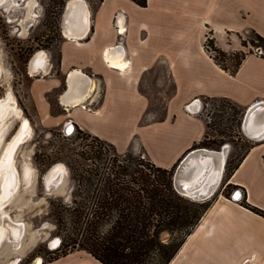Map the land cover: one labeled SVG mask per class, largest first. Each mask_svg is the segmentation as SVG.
Segmentation results:
<instances>
[{"label":"crops","instance_id":"crops-1","mask_svg":"<svg viewBox=\"0 0 264 264\" xmlns=\"http://www.w3.org/2000/svg\"><path fill=\"white\" fill-rule=\"evenodd\" d=\"M78 1L68 17L74 23V15H79L77 32L85 24L83 34L64 37V8L58 76L51 70L31 80L29 94L39 122L60 127L69 119L72 127L125 152L141 144L155 165L168 169L206 135L203 97L225 98L245 113L250 110L246 131H240L252 147L233 163L236 167L228 178L226 166L231 159L225 142L210 159L218 175L212 184H203L209 190L203 200H215L168 264H264V218L242 204L264 211V57L247 52L230 75L214 63L203 45L207 30L225 52L242 50L239 36L244 33L254 31L264 37V0H147L143 8L129 0H102L95 12L85 0ZM129 8L139 15L128 14ZM118 48L123 49L122 56ZM45 63L40 56L34 71ZM156 66L164 67L174 92L165 102L163 121L140 125L147 108L139 94L142 77ZM69 78L72 89H67ZM69 91L79 92L73 95L80 97L79 104L62 102ZM52 93L62 114L52 113ZM144 133L152 140L141 141ZM226 186L240 194L227 198ZM41 264L102 263L86 251L74 250Z\"/></svg>","mask_w":264,"mask_h":264},{"label":"rangeland","instance_id":"rangeland-1","mask_svg":"<svg viewBox=\"0 0 264 264\" xmlns=\"http://www.w3.org/2000/svg\"><path fill=\"white\" fill-rule=\"evenodd\" d=\"M67 1L70 0H55V2L52 0H4L0 4V99L8 94L11 95L21 111V116L8 117L7 127L5 119L0 129L2 131L5 126L0 142V156L19 131L22 119H26L30 127V133L19 145L14 155L18 179L17 188L0 209V228L5 234L0 243V264H12L13 261H16L14 264H34L36 258L40 259L41 264L55 256L53 252L62 247L66 231L62 225L57 224L52 215V204L61 201L64 204L70 202L72 190L70 167H78L79 163H85L77 155L81 151L82 144L87 143L80 138L82 135L74 127L69 134L64 133L65 123H62L60 127L43 126L36 117L29 94L33 76L40 77L51 70L55 74L58 73V44L61 41L60 18L62 6L64 2L68 4ZM85 1L91 8L97 4V0ZM135 12V9L133 11L128 9L130 15H134ZM136 14L139 15L137 12ZM205 35L207 36H205L203 45L207 48L206 37H210L208 30ZM239 40L240 45L244 43L241 49L245 53H262L261 48L252 45V43L255 45L259 43L255 41L250 32L240 35ZM40 52H43L46 67L33 72L31 62ZM48 65H50V70ZM225 65L230 66V62L225 61ZM186 90L190 91V87ZM36 91L40 92L41 87L38 86ZM173 92V83L166 76L163 66H156L145 74L142 77L139 94L146 99L147 108L140 125L163 121L165 102ZM49 102L53 114H62L54 103L53 93L49 96ZM200 103L201 113L207 122L210 121L211 126L218 122L217 115H222L220 127L230 128L223 136L216 132L218 128L214 126L207 129L204 141L208 146L204 148L218 151L227 145L226 155L231 159L228 163L233 165L251 145V140L242 132L240 133L235 122H230L233 111L228 105H224L219 99H201ZM72 104L74 103H68L69 106ZM186 106L185 109H187ZM236 119H239V115ZM64 122H69V119H65ZM218 139L224 140L225 144L220 146ZM140 140L147 143L152 140V137L144 133L140 136ZM215 142L218 143L217 146L213 144ZM118 152L124 153L125 151L119 149ZM127 152L148 157L141 144L138 148ZM192 152L186 154L181 162ZM194 158L190 160L199 161L197 157ZM209 161L210 159L203 164L204 166H200L201 169L196 170L195 176L190 175L184 180L192 184L190 190L204 188V183L210 185L217 177L218 173H215ZM56 166L64 169V171L57 170L58 173L62 172V175L57 177L58 174H56L48 181L46 179L48 173ZM223 191L227 198H234L236 193L240 194L239 190L231 186H226ZM204 192H206L205 188ZM55 239L58 241L57 244L50 247Z\"/></svg>","mask_w":264,"mask_h":264},{"label":"trees","instance_id":"trees-1","mask_svg":"<svg viewBox=\"0 0 264 264\" xmlns=\"http://www.w3.org/2000/svg\"><path fill=\"white\" fill-rule=\"evenodd\" d=\"M129 1L142 8L147 5V0ZM101 2L97 0L96 6L91 8L92 12ZM65 3H61V13ZM250 33L259 43L252 45L261 48L264 57V37L254 31ZM209 34L205 50L219 68L230 75L235 74L248 53L242 50L225 52L216 46L212 32ZM241 46L244 47V43ZM225 61H229L230 66H226ZM219 100L232 109L229 121L235 122L240 131L244 109L228 99ZM238 115L239 119H236ZM221 116L217 115L218 122L212 126L210 121L207 122L206 127L218 128L216 132L223 136L230 128L220 127ZM74 129L87 142L82 144L80 153H77L85 163L70 167V202L52 204V215L57 224L65 228L66 235L62 247L57 248L53 252L55 256L47 261L74 250H83L102 264H168L215 200L212 197L193 201L180 195L173 183L175 169L184 156L208 146L204 141L205 136L166 169L155 165L147 156L132 152L120 153L111 143L78 127ZM218 141L222 146L224 140ZM213 144L218 145L216 142ZM251 147L252 143L245 152ZM235 167L234 164H227L226 178ZM242 204L264 218L263 210L244 201Z\"/></svg>","mask_w":264,"mask_h":264},{"label":"bare ground","instance_id":"bare-ground-1","mask_svg":"<svg viewBox=\"0 0 264 264\" xmlns=\"http://www.w3.org/2000/svg\"><path fill=\"white\" fill-rule=\"evenodd\" d=\"M80 3H81V1L71 0L67 4V12H66L67 14L63 18L64 37H66V38H70L71 37V34H73V33H75V36H76L78 33L80 35H82L83 32H84V25H83V28H82L83 30H80L79 32H77V30H78L77 29V24H78V16L79 15H77V14L74 15V18H75V22L74 23H69V22H73V21H69V17H68V15H69L68 13L70 11H71L70 14L73 13V9H74L73 7L75 5L80 4ZM83 19H84V21H86L85 20L86 19V16H85V18L83 17ZM73 29H74V31H73ZM120 32H121V30H120ZM122 52H123V49L122 48H118L117 49V53H119L121 56H122ZM40 56L43 57L44 55L42 54ZM109 60H111V58L109 57V54H108V61ZM40 61H41V58L39 59L38 65L39 66H42L43 62H40ZM111 65H117L118 67H124L123 64H113L112 63ZM73 78L76 79V77H73ZM71 82H72V80L69 78V80H68V88L71 87V85H70ZM72 87H71V89H72ZM84 89H86V88H84ZM65 93H64L63 98H62V102L63 103H65L67 105H68V103H74V104L80 103V97H76L75 98V96H73V95L79 94V92H70L69 91V93H67V92H65ZM2 99H4V100H0V129L3 127V123L5 122L6 116H7V114L9 112L14 111L17 116H21V111H19L18 107L16 106L15 101H12L10 98H7L6 99V96L4 98H2ZM194 106H192V108ZM6 125H7V122H6ZM64 129H65V132L66 133H70L72 131L73 127H72V125L69 122H66L65 125H64ZM3 131L4 130L0 131V142L2 140ZM28 131H30V127L28 125V122H27V120H23L21 122V126H20L19 131L12 138V140L9 143V145H7L4 153L0 156V173H2L3 170H4V172H6L8 174V176H9V180H8L7 184L2 187V194L0 195V209L3 207V205L5 204V202H7L9 200V198L11 197V195L13 194V192L17 188L16 182L18 181V179H17L16 169H15L16 167H15V163H14V160H15L14 159V157H15L14 155H15L16 150L19 147V145L21 143H23L24 140H25V138L27 137V132ZM207 151L210 152V153H215V152H212V151H209V150H207ZM198 159H199V161H195L194 162L195 168H194V170H193V172L191 174L193 176H195L197 174V171L199 169H201L200 166L202 167V166H204L203 164L206 163L205 161H203V159L206 160V159H211V158L210 157H208V158L205 157V158L201 159L200 157H198ZM56 167L52 168L51 171H50V173H48V175L46 177L47 180L50 177H52V176H54L56 174H58L57 177H60L62 175V172H59L58 173L57 170L60 169L61 171L62 170L64 171V169L61 168V167H59V166H56ZM185 179H187V178H184L182 176L179 177L180 183L182 185H184L185 187L188 188V189H186V192L187 193L189 192L188 194H192L195 191H198L199 193H203L204 188H201V189L196 188L194 190H190L192 184L191 183L184 182ZM1 234L4 235L2 229H0V240H1ZM57 242L58 241L55 239L50 244V247H54L57 244ZM15 262L16 261H13L12 264H14ZM34 264H40V259L39 258L38 259L36 258L35 261H34Z\"/></svg>","mask_w":264,"mask_h":264},{"label":"water","instance_id":"water-1","mask_svg":"<svg viewBox=\"0 0 264 264\" xmlns=\"http://www.w3.org/2000/svg\"><path fill=\"white\" fill-rule=\"evenodd\" d=\"M68 2V1H67ZM67 12V3L65 4V12H64V15H63V18L64 16H66V13ZM63 23V21H62ZM85 25V24H84ZM67 89H68V84H67ZM250 110H248L245 115H244V118H243V121H242V125H241V129L243 132L246 131V124H247V121L250 117ZM64 133L65 132V129H63ZM66 134H69V133H66ZM207 150L209 149H206V148H199V149H196V150H193L192 153H190L188 155L187 158H185L177 167V170L175 171L174 173V177H173V183H174V187L176 189V191L184 196V197H187V198H191L193 200H203L208 194H209V190L207 192H204V193H199L198 191H195L193 192L192 194H188L186 192V189H188L187 187H185L184 185H182L179 181V177L182 176L184 178H187L189 177L194 168H195V165H194V161L192 162L190 159L191 158H194L196 159V157H200L201 156V159L205 158V157H210V158H214V156L218 153V151H215V150H209V151H212V152H215V153H210L208 152ZM208 159L205 160V162H207ZM64 166V165H63ZM237 196V195H236Z\"/></svg>","mask_w":264,"mask_h":264},{"label":"flooded vegetation","instance_id":"flooded-vegetation-1","mask_svg":"<svg viewBox=\"0 0 264 264\" xmlns=\"http://www.w3.org/2000/svg\"><path fill=\"white\" fill-rule=\"evenodd\" d=\"M4 0H0V4L3 2ZM43 54V52H40L39 54H37V56L32 60V62H31V70H33L34 71V69H33V66H34V64H35V62L37 61V59H38V57L40 56V55H42ZM7 98H10L12 101H14L13 99H12V97H11V95H7L6 96V99ZM0 100H4V99H0ZM11 116H17L16 115V113L14 112V111H12V112H9L8 114H7V116H6V120L8 119V117H11ZM23 120H26V119H22V121ZM21 121V122H22ZM7 122V121H6ZM8 125V124H7ZM7 125H6V127H7ZM29 125V124H28ZM4 128H5V126H4ZM4 128H3V130H4ZM30 132L28 131L27 132V136H28V134H29ZM3 136V135H2ZM12 140V139H11ZM10 143V142H9ZM9 143L7 144V145H9ZM7 147V146H6ZM6 149V148H5ZM5 149H4V151H5ZM4 151L2 152V154L4 153ZM1 154V155H2ZM57 168V167H56ZM8 180H9V176H8V174L6 173V172H4V170H3V172L0 174V195L2 194V187L3 186H5L6 184H7V182H8ZM6 203V202H5ZM0 229H2V228H0ZM4 236H5V234L4 235H2L1 234V240H0V243H1V241H2V239L4 238Z\"/></svg>","mask_w":264,"mask_h":264},{"label":"built area","instance_id":"built-area-1","mask_svg":"<svg viewBox=\"0 0 264 264\" xmlns=\"http://www.w3.org/2000/svg\"><path fill=\"white\" fill-rule=\"evenodd\" d=\"M237 194V193H236Z\"/></svg>","mask_w":264,"mask_h":264}]
</instances>
